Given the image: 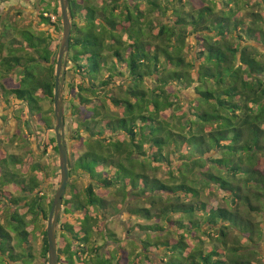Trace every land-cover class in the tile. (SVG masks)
<instances>
[{
  "label": "trees",
  "instance_id": "obj_1",
  "mask_svg": "<svg viewBox=\"0 0 264 264\" xmlns=\"http://www.w3.org/2000/svg\"><path fill=\"white\" fill-rule=\"evenodd\" d=\"M69 2L73 21L66 67L79 81L64 86L65 112L68 107L72 140L84 146L71 155L69 176L81 170L93 183L84 188V201L73 189L63 200L65 207L74 202L64 213L79 216L76 224L59 221V264H76L75 256L90 254L92 264H264V246L261 252L256 245L264 244V220L256 219L264 214V52L252 41L264 44V0ZM40 5L41 21L60 32L58 0ZM14 32L0 31V48ZM20 34L29 50L19 54L25 46L14 44L0 58V90L21 101L14 110L27 107L31 117L39 114V128L49 129L40 100L53 104L60 37L49 31ZM189 36L197 40L191 59L186 58ZM190 88L192 95L183 91ZM47 144L58 153L55 137ZM10 161L18 162L13 156ZM108 167L114 168L111 177L102 178ZM160 167H168L165 178L157 176ZM6 170L22 192L9 200L27 211L0 224V251L13 262L30 264L28 222L46 219L52 200L45 210L42 183L33 174L42 172L39 164L21 180ZM98 187L122 193L123 204L113 210L125 206L128 235L137 234L109 255L102 250L117 240L98 226L108 212ZM220 194L223 205L203 200ZM7 229L20 254L13 253ZM203 237L209 249L203 248ZM42 242V264H48L46 229ZM126 245L130 251L124 256Z\"/></svg>",
  "mask_w": 264,
  "mask_h": 264
},
{
  "label": "rangeland",
  "instance_id": "obj_2",
  "mask_svg": "<svg viewBox=\"0 0 264 264\" xmlns=\"http://www.w3.org/2000/svg\"><path fill=\"white\" fill-rule=\"evenodd\" d=\"M47 3L51 2L53 0H45ZM55 1V0H54ZM195 3V2H194ZM183 9L187 11L190 6L187 5L186 2L181 4ZM43 5H40V0H0V31H4L5 29L9 30H15L14 34L12 35L14 38L10 41L6 40L4 44L5 46H2L0 48V58L3 56H6L9 53L10 47L14 46V44L25 46V48H20V53L22 54L24 51H28L29 48L26 45L23 37L20 34V31L22 30H29L33 31L35 33H38L40 31H49L53 35H57L60 37L62 33V25L60 32L56 30L55 26L52 24H44L41 21V18L39 16L40 11L42 9ZM180 7V5H179ZM52 21V20H51ZM55 21V20H54ZM73 21V20H72ZM197 36V33L194 34V37ZM252 41L255 42V45L264 52V44L263 42H258L254 38H252ZM187 47H186V58L191 59L192 53L195 50V46L197 44L196 38H193V36H189L186 41ZM69 53V52H68ZM71 53V51H70ZM70 65V64H69ZM69 68L66 67L65 71V82L64 86L67 84H76L78 83V77L74 79V75L71 71L68 70ZM56 70V67H55ZM13 80L19 79L18 74L12 73ZM4 86L6 85V80L2 82ZM186 94H193V89L190 88ZM54 93V92H53ZM185 93V92H184ZM68 95L63 92V109H64V121H65V136H66V143L68 145V152H69V159L74 157L75 153H81L84 149V146L79 147V143L76 141L74 142L72 140L71 132H70V124L71 120H69V112L68 107L66 108L65 112V100L67 99ZM7 99V100H6ZM183 99V98H182ZM186 99V98H185ZM21 101L14 98V96H10L7 98V96L0 90V159L5 157L7 160V163H1L0 160V224L6 226L8 224V221H10V215L12 213H18L19 215H23L26 213L27 208L25 206L18 208L13 204L10 198L16 199L18 197L22 196L21 192V186L18 184L17 179L15 180V176L9 173H6V169L12 170L14 173H17L18 179L21 180V177L23 175H31V166L33 164H39L40 169L42 172L36 171L33 172V174L36 176L38 181H41V191L45 195V210H48V203L50 200H52L55 190L58 187L59 181L57 182V172L58 168L57 165L59 163L58 160V153H56L52 149L51 144L45 145V140L52 139L55 137L54 132L52 129L54 128L55 124V117H54V107L51 102V99L42 98L40 100V107H41V113L44 118H48L50 128L46 129L45 125L44 127L39 128L37 122L40 121L39 114L34 113L31 117L30 111L27 107L23 108V110H14V107L16 108L17 105H19ZM15 115L18 116L19 120H16ZM32 118V119H31ZM30 121V125H28L27 122ZM34 132V133H33ZM112 141V139H111ZM44 147L46 148V152H43ZM14 157L18 162L13 166V164L10 161L11 157ZM261 164L264 170V156L260 157ZM10 161V162H9ZM87 163H92L91 160L87 161ZM86 163V164H87ZM91 165V164H89ZM79 168V166H78ZM114 168L108 167L107 171L101 175L103 178L105 175L107 177H111L113 173ZM167 170L168 167L162 168L160 167V170L157 172V176L161 178H165L167 176ZM69 183L71 184V187L66 189V193L64 195V199H67L69 194H71L72 189L73 192L77 194V197L80 198L81 201H84V188L90 184L93 183L91 178L88 174H85L83 171H74L73 174L69 178ZM68 183V184H69ZM95 186V185H94ZM96 192L99 193L100 197H103L107 202V211L105 213V216H100V220L98 222V226L100 228L105 229V233L113 232L115 235L116 243L111 237L110 240L113 242L111 244L110 241H108L105 248L102 250L103 253H108L116 248L117 245H120L122 242L125 243L126 240L129 239H135L136 233L133 232L132 234L128 235L127 231V221L130 217V215L127 213V209L125 206L120 210V212H114L113 207L119 206L123 204V200L121 197V192L119 190H116L115 188H112L110 190H104L102 188H97ZM213 197V196H212ZM211 196H204L203 200L207 203H210L211 206L216 205L217 203H221L223 205V201H221L222 194L216 195V199L212 198ZM130 200V199H128ZM128 202V201H127ZM74 204V202H70L66 205L67 208L71 207ZM119 204V205H117ZM64 202L60 210V215L58 218V224H57V248L60 245V237L61 230L59 226V221L61 224L63 223H71L76 224L78 219L77 212L73 213H64ZM65 207V208H66ZM49 213V211H48ZM111 213V214H110ZM48 216V215H47ZM29 217L26 216L25 220L28 222ZM257 220H264V214L262 216H257ZM46 219H42L39 217L37 221L32 223L31 221L28 222L27 225V231H29L31 236L28 239V243L26 246V251L32 254V258H28V261L30 260V264H42V232L44 229H46ZM133 224H130L132 226ZM108 230V231H107ZM7 231L11 235V245L13 246V253L14 254H20L22 249L15 247V234L7 229ZM140 236H143L141 234ZM98 238L97 235L93 237V239ZM204 238V237H203ZM207 238H204L203 242V248H210V244L207 243ZM126 244V243H125ZM260 246V251L262 252V248L264 246L263 242H258ZM255 245V246H256ZM73 246L76 248L77 244H73ZM74 247H72L74 251ZM123 247V246H122ZM254 247V246H252ZM118 248V247H117ZM116 248V249H117ZM62 249V248H61ZM77 249V248H76ZM124 253L128 254V250L130 251V248H123ZM155 251V250H151ZM58 252V251H57ZM114 252V251H112ZM121 252V250H120ZM130 253V252H129ZM161 253V252H159ZM81 255V254H80ZM0 256H2L5 261L9 264H21V262H13L8 258L6 255H4L0 251ZM58 256H61L60 253H58ZM90 255H83L80 257V260H78L77 256H75L74 260L76 264H92L93 260L88 263L92 258H94L92 255L90 259ZM154 259H156L155 255ZM62 258L63 255H62ZM26 259V257H25ZM127 259V258H126ZM127 260H125V264ZM0 263V264H6ZM84 262V263H83Z\"/></svg>",
  "mask_w": 264,
  "mask_h": 264
},
{
  "label": "water",
  "instance_id": "obj_3",
  "mask_svg": "<svg viewBox=\"0 0 264 264\" xmlns=\"http://www.w3.org/2000/svg\"><path fill=\"white\" fill-rule=\"evenodd\" d=\"M58 2L61 13L62 33L60 35V45L54 79L53 107L55 124L52 131L55 134L58 149L60 181L52 198L50 210L46 220L48 264H59V256L57 252V224L60 210L63 205V198L70 178V159L65 136L66 127L63 110V90L73 19L69 0H58Z\"/></svg>",
  "mask_w": 264,
  "mask_h": 264
},
{
  "label": "built area",
  "instance_id": "obj_4",
  "mask_svg": "<svg viewBox=\"0 0 264 264\" xmlns=\"http://www.w3.org/2000/svg\"><path fill=\"white\" fill-rule=\"evenodd\" d=\"M46 15V14H45ZM51 20L54 21L55 20V16L51 15Z\"/></svg>",
  "mask_w": 264,
  "mask_h": 264
}]
</instances>
